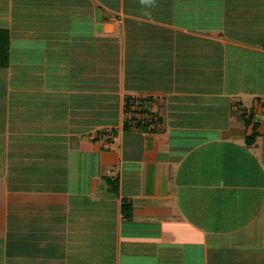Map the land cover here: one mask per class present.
Returning <instances> with one entry per match:
<instances>
[{
  "label": "crops",
  "instance_id": "0c3cea01",
  "mask_svg": "<svg viewBox=\"0 0 264 264\" xmlns=\"http://www.w3.org/2000/svg\"><path fill=\"white\" fill-rule=\"evenodd\" d=\"M16 15L31 21L22 29L65 31L61 44H87L102 30L96 15H120L129 57L147 61L135 90L162 116L108 142L76 117L86 86L48 102L20 101L19 84L8 99L0 85V264H264V91L244 87L256 108L239 88L222 107L228 54L264 62V32L242 34L264 30V0H0V30ZM262 67L243 73L262 86ZM41 107L58 110L55 121L32 115Z\"/></svg>",
  "mask_w": 264,
  "mask_h": 264
},
{
  "label": "rangeland",
  "instance_id": "374dc122",
  "mask_svg": "<svg viewBox=\"0 0 264 264\" xmlns=\"http://www.w3.org/2000/svg\"><path fill=\"white\" fill-rule=\"evenodd\" d=\"M231 15L234 17L235 13H231ZM16 16L12 18L11 27L8 29L10 33L9 61L7 68L4 69L7 70L0 73V85H4L2 89L5 90L2 92V96L8 99L15 97L17 93L15 85L19 84L20 101H36L34 97L38 95L37 98L39 100L53 102L58 96L64 102L65 98L75 96L69 93L70 89L74 91L78 86H86L87 92L78 95L82 99L83 96L87 98L85 99L87 101L86 108L77 113L76 117L79 119L83 117L85 122L82 125L83 129L90 131L97 128V131L104 133V135H110L105 139L108 142L113 140V135L121 128V125L128 124L130 127L133 126L132 128L129 127V130L133 129V132H137L135 129L137 124H132L131 117H136L139 120L141 116L145 115L144 113H150L149 115H153L151 121L156 122V119H159L157 117L159 115L162 116V111L158 109L155 103L154 106H139L140 103L138 101L144 100L145 97H150V95L142 93V89L135 90V83L139 80L135 75H138L139 72L140 75L146 73L144 71V63L147 61L136 62L135 59L129 57L131 48L126 41L127 31L124 29V20H122L120 15H113L107 18L96 15L94 20L97 23H102V30L101 33L94 35V39L91 38L92 40L86 42L87 44L77 39H72L71 44H61L59 41L68 37L64 35L65 31L53 30L43 26L41 30L35 29L41 26L38 22L33 25L35 28L22 29L23 26L27 25L25 21L30 19L20 23L23 19L20 18V15ZM22 17L24 18V16ZM258 24L256 25L258 26ZM27 26H31V21ZM73 31L74 35L75 30L73 29ZM260 32H264V30L255 32L246 30L242 34L247 37L246 41H255L259 40L258 33ZM87 33L88 31L83 27L82 34L85 35ZM234 33L236 34L237 32L230 31L233 39L235 38ZM151 36L154 37V34ZM43 39L47 40L48 43L44 42L43 45L36 44V41H44ZM133 39L134 37H131V41ZM260 40L261 43L264 42L263 37ZM240 54H228L227 62H224L225 72H222V75H225L223 80L225 82L223 87L225 97L222 99V107L232 102L231 93L239 88L238 90L243 91L239 98L242 106L256 108L257 104L251 101L250 96H246L249 94L245 92V88L251 90L254 85L256 89L264 91V77L261 83L262 86L259 85L260 77H258V85H255L257 80L251 83V77H248L247 72L243 73V71L250 68V71H257L259 74L262 66V71L264 70V62H258L259 65L254 66L250 58H247V60L252 63H247L242 59V56L246 54L243 52ZM211 58H209L208 65L214 63ZM215 60L217 61L216 57ZM215 63V76H217L220 74L221 63L219 61ZM230 68H233L236 72L229 76ZM76 70L83 71L81 74L83 77H80ZM211 73L209 72L210 75ZM248 73L250 72L248 71ZM22 75L23 77H21ZM220 79H216L215 86H219ZM151 80L154 81V79ZM151 80L147 83V89L153 85ZM228 83L232 88L228 87ZM34 84L38 86L39 90L31 91L30 87ZM5 85L10 90L6 89ZM22 87H27V89L21 91ZM261 101L263 102V100ZM13 108L15 109V107ZM242 112L238 109L233 114L237 115L242 121L249 120L248 113ZM58 114V110L43 107L33 110L32 113L36 117L42 115L43 117L51 118L52 121H55L54 118ZM39 121L41 120L39 119ZM48 121L50 122V120ZM74 127L77 126L75 125Z\"/></svg>",
  "mask_w": 264,
  "mask_h": 264
},
{
  "label": "trees",
  "instance_id": "16d2710c",
  "mask_svg": "<svg viewBox=\"0 0 264 264\" xmlns=\"http://www.w3.org/2000/svg\"><path fill=\"white\" fill-rule=\"evenodd\" d=\"M9 36H10L9 30H3V29L0 30V68H7V66H8V61H9L8 50H9V41H10ZM138 102L140 103L139 106H144V105L151 104L152 101H151V98H145L144 100H140ZM144 114H148V113H144ZM152 117H153V115H150V118H149L150 121L145 122L144 124L139 122L138 128L140 127L142 130H148L149 125H153L155 123V121H151ZM247 121L250 122L251 119L249 118V120H247ZM247 125H248V123H247ZM127 128H128V126L125 125L124 129L126 130ZM255 130H256V126L254 124L252 126L251 134L249 136H247L245 139V142L247 145L253 144L255 136L257 135ZM121 209H122V213L125 215V218H129V215H130L129 205H123Z\"/></svg>",
  "mask_w": 264,
  "mask_h": 264
},
{
  "label": "built area",
  "instance_id": "2783aa9c",
  "mask_svg": "<svg viewBox=\"0 0 264 264\" xmlns=\"http://www.w3.org/2000/svg\"><path fill=\"white\" fill-rule=\"evenodd\" d=\"M137 115H138V114H137ZM138 116H139V115H138ZM149 118H150V115H148V114H145V115L141 116V118H140L139 120H137L136 117H131V120H132L131 122H133V123H134V122H135V123H136V122H138V123L140 122V123L144 124L145 122L150 121ZM150 128H152L151 125H149V129H150ZM96 138H98L99 140H102L103 138H105V137H104V133L100 132L99 135H98V134L96 135Z\"/></svg>",
  "mask_w": 264,
  "mask_h": 264
},
{
  "label": "water",
  "instance_id": "95a60500",
  "mask_svg": "<svg viewBox=\"0 0 264 264\" xmlns=\"http://www.w3.org/2000/svg\"><path fill=\"white\" fill-rule=\"evenodd\" d=\"M97 29H98V31H101V27H100V26H98V28H97Z\"/></svg>",
  "mask_w": 264,
  "mask_h": 264
}]
</instances>
